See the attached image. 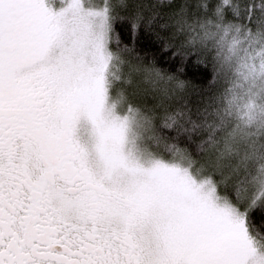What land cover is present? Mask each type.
<instances>
[{"label": "snow or ice", "instance_id": "snow-or-ice-1", "mask_svg": "<svg viewBox=\"0 0 264 264\" xmlns=\"http://www.w3.org/2000/svg\"><path fill=\"white\" fill-rule=\"evenodd\" d=\"M0 264H264V0H0Z\"/></svg>", "mask_w": 264, "mask_h": 264}]
</instances>
